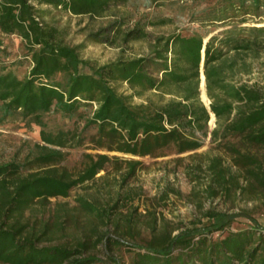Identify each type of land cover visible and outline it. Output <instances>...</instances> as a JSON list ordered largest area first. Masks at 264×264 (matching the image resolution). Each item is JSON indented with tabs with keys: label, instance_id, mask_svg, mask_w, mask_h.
Listing matches in <instances>:
<instances>
[{
	"label": "trees",
	"instance_id": "obj_1",
	"mask_svg": "<svg viewBox=\"0 0 264 264\" xmlns=\"http://www.w3.org/2000/svg\"><path fill=\"white\" fill-rule=\"evenodd\" d=\"M129 1L136 0H0V122L34 121L43 142L24 161L0 162V263L264 264V223L245 210L210 207L173 224L156 204L144 212L130 205V195H80L77 205H58L45 217L51 199L112 172L126 181L143 164L84 153L81 170L71 171L62 164L69 154L64 148L82 145L86 132L95 149L108 152L153 158L192 152L188 157L200 161L186 172L193 181L209 177V198L264 200V80L243 78L251 72L248 58L264 53V0H212L193 21L222 28L213 35L156 36L147 27L170 20L128 26L129 14L119 17L115 9ZM44 4L76 17L112 16L87 41L148 40L150 51L95 65L81 56L84 43L69 42L66 27L45 19ZM4 36L25 44L32 65L22 78L5 62ZM202 67L209 105L200 97ZM147 93L158 98L134 101ZM52 112L82 116V131L47 130L45 115ZM212 114L216 126L210 130ZM209 135L220 153L196 152ZM239 216L247 217L243 226L234 225Z\"/></svg>",
	"mask_w": 264,
	"mask_h": 264
},
{
	"label": "rangeland",
	"instance_id": "obj_2",
	"mask_svg": "<svg viewBox=\"0 0 264 264\" xmlns=\"http://www.w3.org/2000/svg\"><path fill=\"white\" fill-rule=\"evenodd\" d=\"M211 1L157 0L151 3L149 0H136L129 1L127 5L120 6L115 11L119 14V17L129 14V20L126 24L128 26H133L139 19H144V21L169 19L170 22L167 24L147 27V31L155 36L175 31L183 34H191L198 31L203 34L213 35L222 28L214 25L203 27L193 21V14L195 12L200 13L210 5ZM40 8L45 9V19L47 21L67 28L69 42L85 44V47L81 50V56L89 59L95 65H102L122 56L134 57L143 55L150 51L148 40L132 41L128 45L123 44L121 40L114 44L108 40L87 41L88 33L106 26L113 18L112 16L106 18L76 17L50 5L44 4ZM105 35L109 37L110 34L107 33ZM3 38L9 51L5 57L6 64L12 65L11 68L19 77L26 76L32 64L30 58L26 56L23 40L17 36H4ZM248 59L252 62L251 72L244 74L243 78L250 83L263 81L264 53L259 57H249ZM120 90L125 91L126 86H121ZM147 96L158 98L153 93H147L142 97H135L134 101H145ZM204 103L209 105V102L207 104L204 101ZM83 111H86L84 116L90 113L89 110ZM81 117L78 115L69 117L55 112L48 113L45 115V119L48 122L47 130L55 131L61 128L79 133L84 126V119ZM215 126L216 118L211 116L209 121L210 130L215 128ZM85 135H87V140L82 145L64 148L69 154L67 160L62 164L71 171L77 172L81 170L84 153L107 152L110 155L140 159L143 164L139 166L136 175L126 181L123 180L120 174L112 172L104 179L90 181L85 185L75 187L68 197L51 199L45 217L49 216V210L56 208L58 205L67 204L69 209L77 205V197L80 195L101 200H116L119 196L124 198L130 195L132 196L130 205L138 206L139 211L144 212L145 205L152 206L156 204L159 211H163L166 217L172 220L173 224L188 223L191 219L200 216L203 210L210 207L235 213L245 210L248 213H252L261 223H264V200H252L246 197H241L240 199L209 198L204 190L209 182V177L204 173L199 181H193L186 172L195 165V161H200V158L188 157L192 152L180 155L170 154L157 158L130 156L115 151L108 152L95 149L93 143L89 140L91 132H86ZM36 143L42 144L43 142L41 139V127L34 121L20 118L0 122V162L10 160L24 161L31 150L35 149ZM196 152L201 154L220 153L215 148V144L211 142L210 135L204 145ZM178 157L184 158L177 160ZM234 169L236 168L234 167ZM103 173L102 171L99 175ZM170 189H177L180 193L177 194ZM165 190L169 191V194L167 198L162 199L161 196ZM247 221V217L239 216L234 225L243 226Z\"/></svg>",
	"mask_w": 264,
	"mask_h": 264
},
{
	"label": "bare ground",
	"instance_id": "obj_3",
	"mask_svg": "<svg viewBox=\"0 0 264 264\" xmlns=\"http://www.w3.org/2000/svg\"><path fill=\"white\" fill-rule=\"evenodd\" d=\"M205 77L202 75V85H201V95H202V98L204 99L205 102H209V97L207 96V93H206V86H205ZM212 118H214V114L211 115Z\"/></svg>",
	"mask_w": 264,
	"mask_h": 264
},
{
	"label": "water",
	"instance_id": "obj_4",
	"mask_svg": "<svg viewBox=\"0 0 264 264\" xmlns=\"http://www.w3.org/2000/svg\"><path fill=\"white\" fill-rule=\"evenodd\" d=\"M202 75L205 77L204 72H203V67L201 68V83H200V97H201V100L203 101L204 99L202 98V95H201ZM210 103H211V100H209V104Z\"/></svg>",
	"mask_w": 264,
	"mask_h": 264
}]
</instances>
